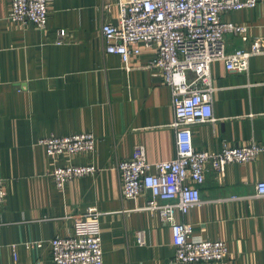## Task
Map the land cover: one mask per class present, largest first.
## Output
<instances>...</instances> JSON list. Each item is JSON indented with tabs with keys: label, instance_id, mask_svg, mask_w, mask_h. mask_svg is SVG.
Here are the masks:
<instances>
[{
	"label": "crops",
	"instance_id": "1",
	"mask_svg": "<svg viewBox=\"0 0 264 264\" xmlns=\"http://www.w3.org/2000/svg\"><path fill=\"white\" fill-rule=\"evenodd\" d=\"M11 7L12 0H0V173L7 189L0 264H57L50 240L72 233L73 216L89 207L101 212L104 264H180L171 225L147 207L151 193L123 197L117 170L137 145L151 162L177 155L172 87L146 67L154 51L142 47L130 68L121 55L107 52L102 26L118 22V0H51L44 28L12 22ZM223 19L247 25L250 35L246 42L230 35L228 50L249 47L264 37V0ZM62 29L67 36L59 42ZM209 82L217 120L191 125L195 148L264 145V54L252 56L246 71L214 61ZM83 132L96 137L94 150L55 162L40 142ZM69 162L94 164L98 171L61 189L50 172ZM260 180L264 149L252 161L229 164L224 175L209 168L202 202L175 217L191 223L195 237L224 240L236 264H264V198L254 196Z\"/></svg>",
	"mask_w": 264,
	"mask_h": 264
},
{
	"label": "built area",
	"instance_id": "2",
	"mask_svg": "<svg viewBox=\"0 0 264 264\" xmlns=\"http://www.w3.org/2000/svg\"><path fill=\"white\" fill-rule=\"evenodd\" d=\"M50 1L12 0L8 18L44 28ZM256 4L257 0H118V22H106L102 26L107 52L121 55L130 68L131 60L140 55L142 47L151 48L154 55L146 67L172 87L176 157L151 162L145 147L137 145L133 157L120 160L117 170L123 197L151 193L147 207L156 210L171 225L176 248L174 261L180 264H236L224 240L195 237L193 225L178 221L175 215L177 211L187 214L202 202L201 185L209 168L224 175L229 164L252 161L264 149V145L253 140L247 145L225 144L218 151L199 150L194 146L191 129L194 123L217 120L213 110L214 88L209 82L211 64L223 60L229 70L246 71L252 56L264 54L262 36L255 37L249 47L228 50L230 35L239 36L245 42L250 35L247 25L223 19L226 12ZM59 35L62 42L67 31L62 29ZM187 71H193L195 78L189 80ZM40 142L55 162L63 154L94 150L96 137L83 132L51 135ZM97 171L94 164L69 162L55 164L50 174L62 189L69 181ZM255 187L254 196L264 198V180L258 181ZM6 199L5 178L0 173V207ZM73 217L72 233L56 235L50 240L53 260L57 264H104L101 212L89 207ZM137 235L139 244H145L143 231Z\"/></svg>",
	"mask_w": 264,
	"mask_h": 264
}]
</instances>
